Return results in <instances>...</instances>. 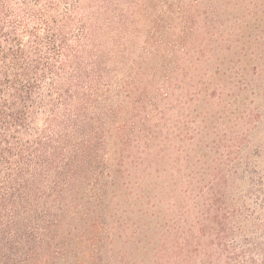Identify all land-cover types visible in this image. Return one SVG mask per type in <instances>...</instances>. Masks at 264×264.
I'll list each match as a JSON object with an SVG mask.
<instances>
[{"label": "trees", "instance_id": "obj_1", "mask_svg": "<svg viewBox=\"0 0 264 264\" xmlns=\"http://www.w3.org/2000/svg\"><path fill=\"white\" fill-rule=\"evenodd\" d=\"M248 30L264 0H0V264H264V168L192 111Z\"/></svg>", "mask_w": 264, "mask_h": 264}, {"label": "rangeland", "instance_id": "obj_2", "mask_svg": "<svg viewBox=\"0 0 264 264\" xmlns=\"http://www.w3.org/2000/svg\"><path fill=\"white\" fill-rule=\"evenodd\" d=\"M258 38L262 42L261 45ZM224 50L210 53L209 98H201L196 106L192 107V111L198 113L202 106H209V139L207 141L209 147L216 151H221L232 143V137L237 135L240 137L241 133L243 135L247 133L244 140L239 138L244 155H247L249 162L253 163L257 169H263L264 34L257 33L255 36L253 31L248 30L241 37L231 39L229 48ZM202 72L203 70L200 73ZM209 147H205L202 151H195L193 148V159L188 162V165L184 163L181 168V176L197 173L192 180L193 186H196L201 164V161L196 162V158L206 152L208 155L206 161L209 163L211 159ZM181 199L182 196H180ZM190 200L183 197L185 203ZM188 204L191 205V202ZM204 209L202 202L199 201L194 207H190L188 219L191 220Z\"/></svg>", "mask_w": 264, "mask_h": 264}]
</instances>
